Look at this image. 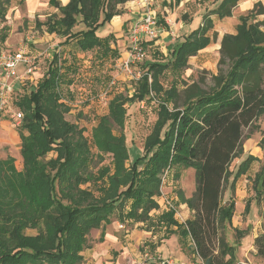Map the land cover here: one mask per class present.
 <instances>
[{"label":"trees","instance_id":"trees-1","mask_svg":"<svg viewBox=\"0 0 264 264\" xmlns=\"http://www.w3.org/2000/svg\"><path fill=\"white\" fill-rule=\"evenodd\" d=\"M12 1L0 0V17ZM128 1L70 0L61 5L54 0L59 12L45 21L36 19V24L63 37L60 44L76 43L83 52L118 57L117 46L112 45L115 35L101 37L97 31L122 14L119 5ZM240 1L220 0L198 28L168 47L167 55L157 51L153 61H146L133 93L110 99L108 113L92 130V140L84 127L66 118L70 110L66 92L76 72L69 59L55 53L42 78L18 100L15 87L12 102L23 113L17 129L23 168L17 169L12 156L0 157V264H83L82 252L91 246L92 230L114 214L122 222L165 227L164 238L174 233L183 239L190 236L204 264H242L237 252L244 232L233 227L236 182L256 157L248 155L236 170L230 166L244 153L249 136L244 129L250 128V134L259 129L256 122L264 115V4L255 3L240 16L236 33L223 36L211 87L203 88L198 81L184 82L183 91L178 87L190 57L211 41L214 22L209 15L231 17ZM158 23L164 27L160 18ZM212 37L216 40L217 33ZM169 75L173 78L166 86ZM154 100L157 118L143 154L133 157L124 133L127 105ZM259 144L264 150V132ZM52 151L56 156L47 159ZM107 154L111 164H100ZM167 168L174 170L176 179L181 177L180 168L195 170L193 194L178 192L180 201L194 211L185 223L175 218L174 210L162 212L157 221L151 215L159 207L156 196ZM226 185L232 194L224 202ZM252 189L257 202H264V162ZM251 201H246L244 212L251 211ZM227 224L235 230L233 243L226 237ZM254 245L256 255L264 259V232L254 238Z\"/></svg>","mask_w":264,"mask_h":264},{"label":"rangeland","instance_id":"rangeland-1","mask_svg":"<svg viewBox=\"0 0 264 264\" xmlns=\"http://www.w3.org/2000/svg\"><path fill=\"white\" fill-rule=\"evenodd\" d=\"M20 0H13L11 5L9 6L8 12H10V17L13 20V25L15 27V30L20 27V32L22 33V37H24L23 43L28 44V42H32L29 40V36H32L31 34L36 31L37 36L40 32L39 36L41 37V40L36 44H29V52L28 56L33 61L34 65L37 67L34 70V76L42 78L40 75H44V73L47 71L50 61L52 60V56L55 53H60L62 59H69L70 62H73L76 68V72L71 74V78L73 79V84L69 87V91L66 92V98L70 110L66 113V118L77 124L79 127L85 128V136L88 138V140L93 139L92 130L97 124L100 116L108 113V103L112 97H114L118 93H124L131 95L137 85V80L142 76V74L146 71L145 68V62L146 61H153L156 57V50L160 49L164 53L166 52V46L167 49L170 45H173L177 41L183 38L184 35L188 33L189 30H191L193 27L197 26V24H200L203 22V16L204 15H185L183 19L185 22H189V27L184 26L181 30H177V32H173L168 37L165 32V28H162V32L159 36L154 38H148L144 35L142 42H146L149 40H153L154 43L151 45H143L146 55L141 61L135 62L131 69L133 71V74H129L128 71H126L123 67V61L127 57L128 53L130 52L133 44L131 42V32L130 28L131 25L137 20L132 19L125 21L124 26L122 27V30L115 31V27L112 24H105L101 26L97 34L99 36H107L110 33L118 34L116 37V43H112L113 46H117V49L119 51V56H111L108 55L106 57H102L101 54L97 50L93 51H87L83 52L81 51L76 43H71L68 45L60 44V42L64 39L61 36L57 35V38L53 40L54 44L51 45L52 41L49 42H42L43 36H44V28H46L44 25L39 26L36 23V19H39V21H45L46 18H36L33 19L32 15L26 14V9L28 8V4L25 6L19 7ZM201 2L202 6L200 8L206 7V8H213L216 5V0H197V3ZM196 2H192L194 6L198 5ZM19 12H22L24 15H13V13L18 10ZM152 8L154 9V4L152 5ZM173 8V7H172ZM196 8V7H195ZM206 10H204L205 12ZM196 12V9H194L193 13ZM18 13V12H17ZM248 11L246 12V14ZM181 17V15H180ZM3 18V17H0ZM197 18V19H196ZM29 20H32L31 23H29ZM227 19H223V21H218V25L220 26L221 23L226 21ZM32 26V28H30ZM35 27L36 29H33ZM191 27V28H190ZM34 30V31H33ZM220 31V30H219ZM223 30L218 32L219 34L222 33ZM18 31L14 32L13 36L9 41H6L7 37L9 36L6 33L0 32V45L4 47H1L2 49H8V50H15V46L17 44V38L16 33ZM6 41V42H5ZM5 42V43H4ZM168 42V43H167ZM213 48L208 50L207 53L204 54V56L200 55L195 60V58H191L192 62L189 64V67L185 69V71L181 75V81L179 82V89L180 91H183L185 88L184 82L191 83L193 81H198L203 88L208 89L213 85L212 81V75L216 74L218 72L219 68V48L217 45H213ZM73 56V58H72ZM22 64V63H21ZM19 64V65H21ZM18 65V67H19ZM19 68L17 69V72H19ZM30 76V75H29ZM38 78V79H39ZM172 75H169L165 78L164 83L166 86L169 85V82L172 80ZM35 81V80H34ZM32 80H27L25 83V86L21 85L20 83L16 82V92H15V99H20L24 94L28 93L35 85L36 82ZM34 83V84H32ZM127 118L124 128V133L126 135L127 139V145L130 148V153L132 156H136L139 154H143V147H144V141L147 135L151 132L154 122L157 118V102L149 101V102H135L133 104L127 105ZM21 113V110H19L16 106L13 104H10L7 108L2 110L0 112V157L6 158L8 155L15 158V165L18 170H21L23 168V160L20 153L21 149V139L18 134V126L19 121L16 119V114ZM264 118V115L260 116L259 119ZM250 134V128L244 129V135ZM97 150V149H94ZM56 156L55 152H50L47 155V159L53 158ZM111 155L107 154L104 158V160L100 164H111ZM235 163H237L236 160H233L231 163L230 169L235 170L234 168ZM175 173L174 170H172L173 174ZM181 177L179 179L173 178V183L170 182L166 184L165 191L168 192L169 195H176L178 196V202L180 201V197L178 192L180 190L183 191L185 196H190L193 194L195 190V170L193 168H180ZM171 177V176H170ZM88 187L95 191V187L93 185L88 184ZM251 190V189H250ZM232 192L229 188V185H226L224 195H223V201L226 202ZM159 208V207H158ZM155 210H152L151 213H155ZM158 211H160L158 209ZM180 211V210H179ZM236 212V210H235ZM161 214L162 212H157ZM152 215V214H151ZM158 216V215H157ZM157 216L155 217L157 221ZM118 215L114 214L112 216V219H117ZM243 219L244 226L242 231L247 233L246 238L242 237L238 241L241 243H245V249L241 251L239 250L238 255L241 261H243L244 264H252V262L249 260L251 258V254H253L252 250H248L251 244H254L253 242V235L254 233H257L258 235L262 234L264 232V207H259L258 210H251L249 213L244 212L242 214V217L237 218L235 217L233 227L234 225H237L238 222H240ZM133 224V223H131ZM129 227L132 228V225L129 224ZM157 231H160V229H157ZM156 231V232H157ZM164 232V230H162ZM29 233L34 234L35 230H30ZM226 237L230 243H233L234 238H237L235 235L234 228L230 227L227 224L226 228ZM159 240L161 238H158ZM157 239V240H158ZM245 239V240H244ZM92 234L90 235V244L93 246L92 242ZM237 241V242H238ZM175 242L172 240L168 243L170 247H174ZM99 245L102 246L103 244L99 242ZM243 244H241L242 246ZM147 247V243H144L140 247V251L144 252ZM256 248V247H255ZM240 249V248H239ZM253 249V248H251ZM150 254L152 256V260H155V264L157 261H159V258H162L161 256H157L155 251L149 248ZM100 253V257H105V252L102 250L98 251ZM186 252L191 255V251L186 250ZM241 252V256H240ZM118 250H112L110 251L111 257L107 258V261H110L111 264H127L125 259L120 258ZM96 256H92L93 259L96 260ZM249 257V258H248ZM195 258V257H194ZM191 257V262L194 264H201L197 262V259H194ZM151 259H149L151 261ZM129 260V259H128ZM148 260V261H149ZM106 259L103 260V262H107ZM239 261V259H238ZM89 263L88 260H84L83 264ZM90 262L89 264H91ZM100 264V260L95 263ZM131 264V263H130ZM189 264V263H188Z\"/></svg>","mask_w":264,"mask_h":264},{"label":"crops","instance_id":"crops-1","mask_svg":"<svg viewBox=\"0 0 264 264\" xmlns=\"http://www.w3.org/2000/svg\"><path fill=\"white\" fill-rule=\"evenodd\" d=\"M54 0H23L19 1L21 6H25L29 3L28 8L26 9L27 15H32L33 19L38 18H47L48 16L58 13L59 9L56 5L53 3ZM61 5H66L69 3L70 0H58ZM205 1V0H204ZM215 1V0H212ZM154 4V11L158 18L162 20L163 28H165V32L167 37L172 34L173 32H177V30H181L184 26L189 27V22H185L183 19L186 17L185 15H206L208 13L209 9L212 8H200L202 6L201 2L197 3V0H152ZM192 2H196L198 5L194 6ZM220 0H216V7ZM257 2H262L264 4V0H242L239 2L237 7L234 9L233 14L231 17L225 18L227 19L221 25H218V21H223L218 18L216 14H210L209 17L214 22V28L209 32V35L211 37V41L202 50L198 52L197 55L190 57L189 64H191V58H195V60L198 58V56L202 55L204 56L205 53L208 52V50L212 49L213 45H217V47L220 50L221 47V41L225 34H235L236 33V27L239 23V18L241 15H245L247 11L253 8L254 4ZM19 7L17 8L13 15H24L22 12H19ZM173 7V8H172ZM196 7V8H195ZM213 7V8H214ZM119 8L123 10L122 14H118L114 16L109 24H112L115 27V31L122 30V27L124 26L125 21L132 20V19H139L145 12L146 8L144 6L143 0H130L122 5H119ZM194 9H196V12L193 13ZM204 10H206L204 12ZM18 12V13H17ZM10 12H7V14L4 16V18H0V32L6 33L9 36L7 37L6 41H9L13 36L14 32L18 31L16 33L17 38V44L15 46V50L24 47L28 53L29 52V44H36L41 40V37L39 36L40 32L37 33L34 31L32 34L34 35L33 38H29L30 41L28 44L25 45L23 43L24 37H22V33L20 32V27L15 30V27L13 25V20L10 17ZM181 15V17H180ZM203 16V20L204 17ZM197 19V18H196ZM32 20H29V23H31ZM203 23V22H202ZM202 23L197 24V26L193 27L191 30L188 31L191 32L192 30L198 28ZM36 24V23H35ZM32 28V26L30 27ZM191 28V27H190ZM33 29H36L33 27ZM221 30L222 33L219 34ZM44 36L42 39V42H49L52 41L51 45L54 44L53 40L54 38H57L56 33H49L46 28L43 30ZM217 33V39L214 40L212 35L213 33ZM187 33V34H188ZM31 34V35H32ZM114 34V33H113ZM116 37L120 35L114 34ZM104 37V36H101ZM5 41V42H6ZM4 42V43H5ZM168 43V42H167ZM1 47H4L0 45ZM159 51L160 53H164L162 50L158 49L155 52ZM167 46H166V52L164 53L167 55ZM220 53V52H219ZM54 56V55H53ZM52 56V58H53ZM51 62V61H50ZM20 69L19 72L23 74L27 66L25 64L19 65L17 69ZM35 79L34 82H37L38 77L36 78L34 75L31 77ZM32 80V79H31ZM33 81V80H32ZM17 83L15 84L16 87ZM257 125H259V129L255 130L251 134H249L248 137L244 139V153L236 158L235 160L237 163H235L234 168L237 169L239 164L248 156L253 155L256 157V160L252 161L250 168L248 171L244 174H242L239 179L236 182V190H235V200H236V212L233 216V224L235 217L240 218L242 217V214L245 211V205L246 201L250 198L251 201V210H258L259 207H264V202H257V200L254 198L255 192L252 189L253 180L256 176V174L261 169L263 162H264V150L260 146L259 142L261 138L263 137L264 132V118L258 119L256 122ZM235 169V170H236ZM251 189V190H250ZM192 195V194H191ZM190 195V196H191ZM186 196V197H190ZM180 210V211H179ZM157 212H162L155 210V213H151L153 216L160 215ZM194 214V211L188 206L187 203H182L181 201L178 202V212L175 214V218L180 223H185L187 219L191 218ZM156 220V219H154ZM129 224L132 225V228L129 227ZM236 228L242 230L244 226L243 219L238 222L237 225H234ZM177 227L173 226V229L175 230ZM157 229H160V231H157ZM164 230V232L162 231ZM103 231V238L100 239L101 233ZM157 231V232H156ZM92 234V242L93 246H90L86 248L82 254L84 256V260L89 259V263L95 264L100 260V264H111L110 261H107L108 257H111L110 251L118 250L119 256L122 259H125L127 264H136L137 261L143 259L144 253H148L149 257L145 259L144 264H155V260H152V256L150 254L149 248L151 247L152 250L155 251L157 256H161L162 258H173L177 263H186V264H194L191 262V257H195L197 259V262L201 263V258L197 255V253L194 251V243L190 236H187L186 238H182L179 234L174 233L169 238H164L165 233V227L156 226V228H148L147 224L144 222H136L131 224L128 221H120L119 219H112L106 223L103 224L101 228L94 229L91 232ZM247 233L244 232L243 237L246 238ZM258 234L254 233L253 235V242L254 238L257 237ZM158 238H161L160 240ZM158 239V240H157ZM174 241V247H170L168 245L169 242ZM182 240L184 245H182ZM245 240V239H244ZM99 242L103 245L100 246ZM147 243V249H145L144 252L140 251V247L142 244ZM241 244H243L241 246ZM153 245H156L155 248H153ZM240 248V249H239ZM238 248L241 251L245 249V243L240 242V246ZM253 248V249H251ZM140 249V250H139ZM99 250H102L105 252V257H100ZM186 250L191 251V255H189ZM248 250H252L253 254H251V258L249 260L252 262V264H264V259L256 255V248L254 244H251ZM237 252V256L239 259V263H243V261L240 260L239 255ZM96 260L92 258V256H96ZM241 256V252H240ZM194 258V259H195ZM106 259L107 262H103V260ZM109 259V258H108ZM129 259V260H128ZM151 259V261L149 260ZM149 260V261H148ZM87 263V264H89ZM120 264V263H118Z\"/></svg>","mask_w":264,"mask_h":264},{"label":"built area","instance_id":"built-area-1","mask_svg":"<svg viewBox=\"0 0 264 264\" xmlns=\"http://www.w3.org/2000/svg\"><path fill=\"white\" fill-rule=\"evenodd\" d=\"M144 6L146 8L144 14L137 19L130 28L131 32V42L133 44L130 52L123 61V67L129 74H133L131 69L132 65L143 60L146 55L143 42L144 35L148 38H154L161 34L162 28L158 23V17L152 8V0H143ZM34 35L28 38H33ZM25 64L27 68L23 74L19 75L17 73V67L19 64ZM37 67L34 65L31 58L28 56V52L24 47L17 50L0 49V112L7 108L10 104H13L12 98L15 92L16 82L24 85L27 80H35L31 78L34 74V70ZM30 75V76H29ZM23 113L19 112L16 114V119L21 122ZM172 173V168H167L162 175L161 193L156 196V200L159 204V210L171 211L174 210L175 214L178 212V196L169 195L165 191L166 184L172 182L174 178V173ZM171 176V177H170ZM156 209V210H158ZM149 257L148 253H144L143 259L136 262V264H144L145 259ZM156 264H186L177 263L173 258H159ZM201 264H204L201 262Z\"/></svg>","mask_w":264,"mask_h":264}]
</instances>
